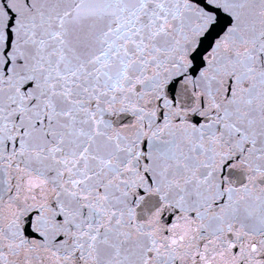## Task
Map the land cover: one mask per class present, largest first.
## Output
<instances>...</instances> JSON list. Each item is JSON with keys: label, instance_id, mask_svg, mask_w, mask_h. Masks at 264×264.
Segmentation results:
<instances>
[{"label": "snow or ice", "instance_id": "snow-or-ice-1", "mask_svg": "<svg viewBox=\"0 0 264 264\" xmlns=\"http://www.w3.org/2000/svg\"><path fill=\"white\" fill-rule=\"evenodd\" d=\"M0 264H264V0H0Z\"/></svg>", "mask_w": 264, "mask_h": 264}]
</instances>
